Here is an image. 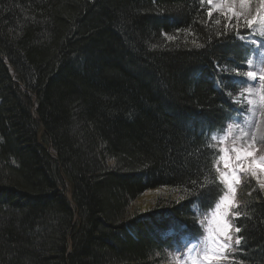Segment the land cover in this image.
Segmentation results:
<instances>
[{"label": "trees", "instance_id": "trees-1", "mask_svg": "<svg viewBox=\"0 0 264 264\" xmlns=\"http://www.w3.org/2000/svg\"><path fill=\"white\" fill-rule=\"evenodd\" d=\"M225 33L202 0H0V264H168L223 194L203 134L249 53ZM235 200L234 261L264 264V194Z\"/></svg>", "mask_w": 264, "mask_h": 264}, {"label": "snow or ice", "instance_id": "snow-or-ice-1", "mask_svg": "<svg viewBox=\"0 0 264 264\" xmlns=\"http://www.w3.org/2000/svg\"><path fill=\"white\" fill-rule=\"evenodd\" d=\"M259 5L256 9V13L252 19H247V15L250 12L253 0H218L217 3L213 4V0H208V16L212 18L213 12L218 13L224 20V27L227 31H230L233 27V21H235V31L238 38L241 40L247 39V37L241 34V27L246 26L252 29L253 26L259 22L264 26V0H255ZM217 24L221 21L217 20ZM225 33V34H226ZM218 70L224 71L227 75V68L220 69L218 65ZM239 75V70L236 72ZM245 75L250 80H256L258 73L256 71H247ZM259 81H261V94L260 101L264 105V73L259 74ZM238 102V101H237ZM249 104L252 101H248ZM222 130V129H221ZM249 133L241 128V135L236 137L237 141H240L239 147H233L231 152L235 153L234 160L229 155L220 156L223 160L224 172H220V164L217 162L216 170L220 173L219 179L227 185V190L220 196V202L215 205L216 216L220 221L221 226L218 228V237L215 243L218 245L219 254L213 252L211 255H207L205 259L211 264L213 259H228V253L234 251L233 248V235L231 229L235 228V233H240L241 228L235 226L231 220L228 219L231 215L235 220H239L241 217L240 211L232 212V209H239L240 205L234 200L236 187L241 183V177L243 174L251 173L252 176H256L257 172L264 173V156L258 155L259 149L256 148L257 143V133H251V142L246 143ZM261 137L264 138V133H261ZM215 139V137H213ZM222 151H227L223 149ZM230 170V172H229ZM260 188L264 190V182L260 183ZM204 194V190L197 194V199ZM211 207V204H209ZM223 209V211H221ZM244 237L240 235L235 236L234 243L236 246L241 245ZM212 243V241L206 242L205 251L211 252L210 248H207V244Z\"/></svg>", "mask_w": 264, "mask_h": 264}, {"label": "rangeland", "instance_id": "rangeland-1", "mask_svg": "<svg viewBox=\"0 0 264 264\" xmlns=\"http://www.w3.org/2000/svg\"><path fill=\"white\" fill-rule=\"evenodd\" d=\"M208 4V0H205ZM218 0H213V4L217 3ZM209 6V5H208ZM259 5L253 0L251 5V9L249 14L247 15V19H252L256 13V9ZM215 12V11H214ZM250 34L245 39V43L250 45L253 48V53L248 61V71H256L258 73L256 80H250L247 76L245 77L246 88L237 99V103L240 105H244L246 107L245 113H238L237 117L234 118L235 121L229 125V127L225 130L224 136L220 137L221 142L219 143V148L223 149V147H227L228 149H232L234 146L239 147L240 141L236 140V137L241 135V128L244 131L249 133L248 139L246 143L251 142V133H257V143L256 148L259 149L258 155L264 156V138L261 137V133H264V105L261 104L260 94H261V81H259V74L262 73L264 69V26H262L259 22H257L252 29H250ZM248 101H252L251 104ZM227 134V135H226ZM230 135V137L228 136ZM222 138V139H221ZM231 138V139H230ZM235 139V140H232ZM239 143V144H238ZM263 150V153H261ZM231 151L227 150L222 151L220 156L230 155ZM261 153V154H260ZM235 154V153H234ZM220 156L217 160L220 164V172H224L223 168V160L220 159ZM235 158V157H234ZM234 158H232L234 160ZM217 164V163H216ZM230 172V170H229ZM218 180L222 184L224 192L227 190V185L219 179L220 173H218ZM250 175L249 179L256 184L257 187L260 188V183L264 182V173L257 172L256 176H252L251 173H247ZM261 189V188H260ZM262 190V189H261ZM264 194V190H262ZM161 195H165L166 192L159 191H149L142 195L137 201H135L130 211L132 214L136 213H145L153 209V203L156 199ZM236 196V193H235ZM234 196V200H235ZM236 201V200H235ZM220 202V199L217 203ZM216 203V204H217ZM215 204V205H216ZM215 205L209 211H206L202 214L201 224L203 229V246L201 249L198 247V242H196L192 247L189 248L187 252V256L184 259V262L188 264H209V262L205 259L207 255H211L213 252L219 254L218 245L215 243L216 238L218 237V228L221 226L219 219L216 216V208ZM196 210V208H195ZM197 211V210H196ZM223 211V209H221ZM212 241V243L207 244V248L211 249V252L205 251L206 242ZM199 250L200 256L194 254L195 251ZM216 259L211 261V264L215 263ZM184 264L183 260L178 261V263ZM169 263L172 264L169 260Z\"/></svg>", "mask_w": 264, "mask_h": 264}, {"label": "bare ground", "instance_id": "bare-ground-1", "mask_svg": "<svg viewBox=\"0 0 264 264\" xmlns=\"http://www.w3.org/2000/svg\"><path fill=\"white\" fill-rule=\"evenodd\" d=\"M232 103H233V101H232ZM234 104V103H233ZM230 113L229 114H231L230 116H229V118L231 117V116H233V115H235V114H238L239 112H240V109H236V108H234L233 110H232V108H230ZM213 133H215V132H213V130L212 129H210V130H208V131H206L203 135H204V137H205V142H206V144H207V147H208V149L209 150H211L212 149V144H211V139H212V137H213Z\"/></svg>", "mask_w": 264, "mask_h": 264}]
</instances>
